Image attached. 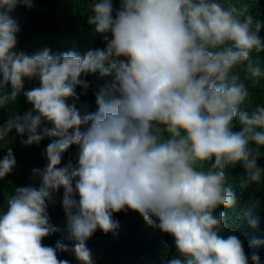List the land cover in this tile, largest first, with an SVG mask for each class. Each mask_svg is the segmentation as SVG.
<instances>
[{"label":"clouds","instance_id":"9594fccd","mask_svg":"<svg viewBox=\"0 0 264 264\" xmlns=\"http://www.w3.org/2000/svg\"><path fill=\"white\" fill-rule=\"evenodd\" d=\"M17 3L32 7V0H0V89H11L0 107L17 99L26 79L39 87L23 93L30 111L0 125V143L13 129L26 135V145L54 139L45 168L33 169L39 188L21 186L6 196L0 264H69L57 255L65 245L42 243L58 230L46 202L61 188L81 264H92L86 241L98 229L115 233L113 214L128 210L150 226L155 218V227L174 238L177 254L167 264H249L242 241L221 235L225 213H214L236 203L223 169L242 165L240 189L264 178L257 165L264 104L251 114L241 110L251 95L243 81L255 87L264 76L252 58L264 51L260 23L253 27L251 17L220 0H121L115 18L112 0H95L88 23L97 34H111L106 49L30 55L16 50L19 27L10 12ZM96 71L111 75V85L97 95V111L82 112L76 89L86 92L82 77ZM237 117L242 127L234 131ZM73 145L76 164L61 166ZM15 165L8 148L0 179ZM251 264H260L257 254Z\"/></svg>","mask_w":264,"mask_h":264},{"label":"trees","instance_id":"16d2710c","mask_svg":"<svg viewBox=\"0 0 264 264\" xmlns=\"http://www.w3.org/2000/svg\"><path fill=\"white\" fill-rule=\"evenodd\" d=\"M234 6L242 13L244 18L251 17L253 27L259 22L261 27L258 33L264 44V0H220ZM113 18L121 7V0H112ZM95 0H32L29 8L23 3H17L10 12V16L19 27L17 33V51L27 54H36L44 49H49L52 54H61L76 51L85 54L88 50L106 49L107 42L111 39L110 33L97 34L94 27L89 25L88 19L94 13ZM253 60L258 61L264 71V51L253 53ZM107 67V62L105 63ZM89 87L86 90L77 87L79 99L75 101L82 112L97 111L96 97L105 92L111 85L113 77L103 76L100 71L83 76ZM243 81V76L241 77ZM250 91L249 104L241 110L251 114L256 104H264V76L259 78L255 87L252 80L243 81ZM39 87L38 80L24 81V88L15 101H6L0 107V125L5 124L10 118L23 116L31 110L23 93L31 88ZM10 85L0 89V96L10 93ZM73 101H69L72 103ZM234 131L242 127L239 118L233 121ZM50 125H42V127ZM26 135L21 136L13 129L5 142L0 143V159L7 154V149L13 151L16 165L12 172L0 179V213L7 210L6 196L14 194L15 189L21 186L39 188L41 177L33 174V169L41 171L47 164L46 148L54 138L46 137L39 144L26 145ZM78 148L73 145L62 157L61 166L77 162ZM212 162L205 167L211 168ZM259 168L264 169V148L260 149V158L257 160ZM226 182L233 186L236 193V203L231 208H218L225 213V227L221 235H236L243 244L249 264L251 257L257 254L260 264H264V178L260 184L249 185L245 189L239 188V180L245 176L241 164L235 167L228 166L223 169ZM63 189L53 194L47 203L49 222L58 230L45 237L43 245L55 247L59 242L67 247V251L58 253V258L67 260L69 264H81L73 251L75 241L70 238L67 231V217L62 206ZM78 200V195L76 196ZM113 219L118 221L115 233L104 234L99 229L86 241V246L91 252L92 264H167L175 256L176 248L174 238L162 233L155 224L148 225L144 219L131 210L113 214ZM255 220V226L251 221ZM254 242H259L254 243Z\"/></svg>","mask_w":264,"mask_h":264}]
</instances>
